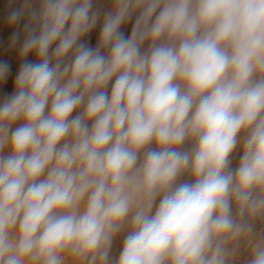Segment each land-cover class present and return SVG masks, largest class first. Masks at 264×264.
Segmentation results:
<instances>
[{
  "label": "clouds",
  "instance_id": "obj_1",
  "mask_svg": "<svg viewBox=\"0 0 264 264\" xmlns=\"http://www.w3.org/2000/svg\"><path fill=\"white\" fill-rule=\"evenodd\" d=\"M25 17L0 264H264V0H23L7 23Z\"/></svg>",
  "mask_w": 264,
  "mask_h": 264
},
{
  "label": "rangeland",
  "instance_id": "obj_2",
  "mask_svg": "<svg viewBox=\"0 0 264 264\" xmlns=\"http://www.w3.org/2000/svg\"><path fill=\"white\" fill-rule=\"evenodd\" d=\"M23 3V0H0V62H6L10 66L9 74L5 81H0V100L6 95H10L14 92V80L19 71L21 63L23 62L19 56V47L23 39V25L27 18L21 20L18 25L9 26L7 23L8 14L14 9L19 8ZM95 6L102 12L110 10L111 0H95ZM135 22V16L125 24L121 26V31L128 36L131 34L132 27ZM101 24H97L94 29L83 38V42L87 43L90 47H95L98 42L99 33L101 31ZM14 32L21 34V39L17 42L15 47L11 46V39ZM29 61H35L34 54L29 55L27 58ZM114 82V81H113ZM108 91H111V83L109 84ZM76 113L74 112L73 115ZM18 126V125H17ZM242 155V148L238 147L232 157V167L238 166L240 156ZM123 246V234L116 237L111 249V256L113 260L117 259L119 253L122 251Z\"/></svg>",
  "mask_w": 264,
  "mask_h": 264
}]
</instances>
